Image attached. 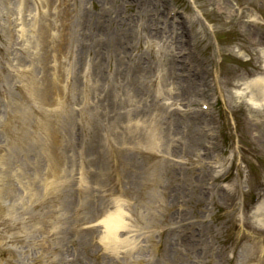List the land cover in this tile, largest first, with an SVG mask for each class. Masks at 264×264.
Returning a JSON list of instances; mask_svg holds the SVG:
<instances>
[{
	"label": "rangeland",
	"instance_id": "rangeland-1",
	"mask_svg": "<svg viewBox=\"0 0 264 264\" xmlns=\"http://www.w3.org/2000/svg\"><path fill=\"white\" fill-rule=\"evenodd\" d=\"M263 77L264 0H0V264H247Z\"/></svg>",
	"mask_w": 264,
	"mask_h": 264
},
{
	"label": "bare ground",
	"instance_id": "bare-ground-1",
	"mask_svg": "<svg viewBox=\"0 0 264 264\" xmlns=\"http://www.w3.org/2000/svg\"><path fill=\"white\" fill-rule=\"evenodd\" d=\"M255 86L256 89L254 88ZM246 88L250 90L253 89V97L264 99V77L256 81H251ZM0 240H2L1 237ZM95 255H97V252ZM7 261L9 262V260ZM7 261L5 262L8 263ZM247 264H264V250L252 249L251 251H248Z\"/></svg>",
	"mask_w": 264,
	"mask_h": 264
}]
</instances>
